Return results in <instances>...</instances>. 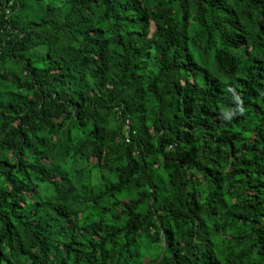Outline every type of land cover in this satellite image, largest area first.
<instances>
[{
	"label": "trees",
	"instance_id": "trees-1",
	"mask_svg": "<svg viewBox=\"0 0 264 264\" xmlns=\"http://www.w3.org/2000/svg\"><path fill=\"white\" fill-rule=\"evenodd\" d=\"M0 264H264V0H0Z\"/></svg>",
	"mask_w": 264,
	"mask_h": 264
}]
</instances>
